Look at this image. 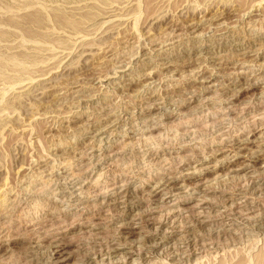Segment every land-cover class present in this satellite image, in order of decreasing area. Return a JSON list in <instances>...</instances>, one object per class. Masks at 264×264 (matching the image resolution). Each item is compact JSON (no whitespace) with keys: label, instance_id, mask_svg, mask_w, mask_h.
<instances>
[{"label":"rangeland","instance_id":"rangeland-1","mask_svg":"<svg viewBox=\"0 0 264 264\" xmlns=\"http://www.w3.org/2000/svg\"><path fill=\"white\" fill-rule=\"evenodd\" d=\"M0 264H264V0H0Z\"/></svg>","mask_w":264,"mask_h":264},{"label":"bare ground","instance_id":"bare-ground-1","mask_svg":"<svg viewBox=\"0 0 264 264\" xmlns=\"http://www.w3.org/2000/svg\"><path fill=\"white\" fill-rule=\"evenodd\" d=\"M208 13H209V12H208ZM86 54H87V53H86ZM125 192H126V191H125ZM125 192H124V193H125ZM136 214H137V213H136ZM104 248H105V247H104ZM38 257H39V256H38Z\"/></svg>","mask_w":264,"mask_h":264}]
</instances>
